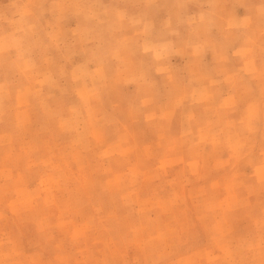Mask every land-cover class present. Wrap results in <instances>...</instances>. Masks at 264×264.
Listing matches in <instances>:
<instances>
[{"label": "rangeland", "instance_id": "rangeland-1", "mask_svg": "<svg viewBox=\"0 0 264 264\" xmlns=\"http://www.w3.org/2000/svg\"><path fill=\"white\" fill-rule=\"evenodd\" d=\"M0 264H264V0H0Z\"/></svg>", "mask_w": 264, "mask_h": 264}]
</instances>
